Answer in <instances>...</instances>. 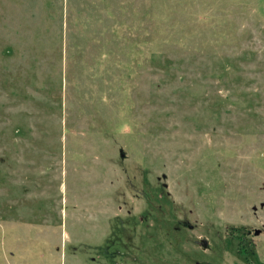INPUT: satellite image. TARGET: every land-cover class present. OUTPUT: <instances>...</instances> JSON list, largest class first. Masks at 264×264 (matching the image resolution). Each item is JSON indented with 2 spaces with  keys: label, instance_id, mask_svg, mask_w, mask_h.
<instances>
[{
  "label": "rangeland",
  "instance_id": "obj_1",
  "mask_svg": "<svg viewBox=\"0 0 264 264\" xmlns=\"http://www.w3.org/2000/svg\"><path fill=\"white\" fill-rule=\"evenodd\" d=\"M0 264H264V0H0Z\"/></svg>",
  "mask_w": 264,
  "mask_h": 264
},
{
  "label": "water",
  "instance_id": "obj_2",
  "mask_svg": "<svg viewBox=\"0 0 264 264\" xmlns=\"http://www.w3.org/2000/svg\"><path fill=\"white\" fill-rule=\"evenodd\" d=\"M123 156H124L123 153L120 152V157L123 158ZM258 233H259V231H256L254 234L257 235ZM206 246H207V243L205 241L202 242V247L206 248Z\"/></svg>",
  "mask_w": 264,
  "mask_h": 264
}]
</instances>
